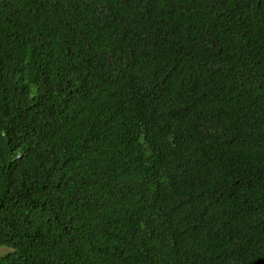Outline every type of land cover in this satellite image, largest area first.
I'll return each mask as SVG.
<instances>
[{"label": "trees", "instance_id": "trees-1", "mask_svg": "<svg viewBox=\"0 0 264 264\" xmlns=\"http://www.w3.org/2000/svg\"><path fill=\"white\" fill-rule=\"evenodd\" d=\"M0 264H264V0H0Z\"/></svg>", "mask_w": 264, "mask_h": 264}, {"label": "rangeland", "instance_id": "rangeland-1", "mask_svg": "<svg viewBox=\"0 0 264 264\" xmlns=\"http://www.w3.org/2000/svg\"><path fill=\"white\" fill-rule=\"evenodd\" d=\"M9 251H10L9 248H7L5 246H0V255L5 254V253H7Z\"/></svg>", "mask_w": 264, "mask_h": 264}]
</instances>
